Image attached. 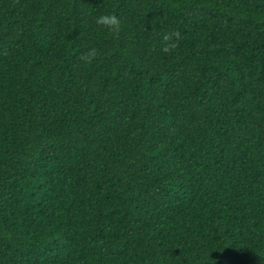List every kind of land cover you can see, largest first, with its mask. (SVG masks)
<instances>
[{"label":"trees","instance_id":"trees-1","mask_svg":"<svg viewBox=\"0 0 264 264\" xmlns=\"http://www.w3.org/2000/svg\"><path fill=\"white\" fill-rule=\"evenodd\" d=\"M0 264H264V0H0Z\"/></svg>","mask_w":264,"mask_h":264},{"label":"clouds","instance_id":"clouds-1","mask_svg":"<svg viewBox=\"0 0 264 264\" xmlns=\"http://www.w3.org/2000/svg\"><path fill=\"white\" fill-rule=\"evenodd\" d=\"M98 24H103L106 26H112L117 23V18L111 14H103L96 18Z\"/></svg>","mask_w":264,"mask_h":264}]
</instances>
